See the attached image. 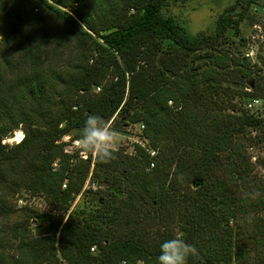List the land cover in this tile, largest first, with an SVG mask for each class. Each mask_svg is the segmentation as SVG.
Instances as JSON below:
<instances>
[{"label":"trees","instance_id":"obj_1","mask_svg":"<svg viewBox=\"0 0 264 264\" xmlns=\"http://www.w3.org/2000/svg\"><path fill=\"white\" fill-rule=\"evenodd\" d=\"M179 1L0 0V222L14 211L6 188L53 208L29 217L42 237L15 225L16 255L0 264H157L174 237L196 247L188 264H264V178L249 153L264 115L245 106L264 101V57L242 56L239 29L264 0L198 36L163 13ZM89 114L144 126L155 167L138 145L108 163L65 154ZM19 127L21 142L3 144Z\"/></svg>","mask_w":264,"mask_h":264},{"label":"rangeland","instance_id":"obj_2","mask_svg":"<svg viewBox=\"0 0 264 264\" xmlns=\"http://www.w3.org/2000/svg\"><path fill=\"white\" fill-rule=\"evenodd\" d=\"M246 1L247 0H182L176 3H170L169 6L163 10V13L174 18L176 22L190 36H198L200 34L209 35L213 33L217 19L221 14L224 13V11L231 9L232 7L235 8V12L231 15H233V18H237L238 15L242 13L241 10L242 7L244 8ZM260 7L251 9L245 14V19L240 23V32L246 39L243 49L247 45L248 41H250V37L252 35L264 36V7ZM255 15L261 17V19H258L255 25L250 26L248 22L253 16L256 17ZM254 26L260 27V31L255 30ZM254 63H257V65L260 66L258 56L254 61H251V64ZM262 102L263 106L259 109L261 114L264 115V101ZM138 129L139 126L134 125L126 129L125 133L115 130L118 137V151H123L124 153L128 154L134 153L132 144L134 140H137L136 137L138 134ZM19 132L23 133L21 127H19V129L14 132L12 138L5 139L2 143H7L9 145L20 143L17 142L15 138V133ZM62 142L64 141L62 140ZM119 148L122 149L119 150ZM71 151L73 152V149H71ZM253 151L256 155H259L260 158H264V144L257 145L253 148ZM76 154L77 153L73 152L72 155L74 156ZM76 162L78 163L80 160L76 159ZM88 188L89 186L87 181L83 187V192ZM91 189L95 190L96 186L93 185ZM3 192L6 195L5 204L14 210L12 215L0 222V254L3 255L2 258L8 262L16 255V242L12 232L15 225L28 227L32 237H42L48 233L47 225L41 224L38 226V224H34L32 221L28 222L29 217L31 216L32 212H36L39 215L48 214L53 211V208L47 201L44 200L42 196L32 195L24 189H19L14 196H12L10 189L6 188ZM80 201L81 196L76 197V199L70 203V210L76 208L80 204Z\"/></svg>","mask_w":264,"mask_h":264},{"label":"clouds","instance_id":"obj_3","mask_svg":"<svg viewBox=\"0 0 264 264\" xmlns=\"http://www.w3.org/2000/svg\"><path fill=\"white\" fill-rule=\"evenodd\" d=\"M117 142L111 123L102 116L89 114L76 138V150L97 162L108 163L116 158ZM159 248L157 264H188L189 257L198 254L196 247L181 237L166 239Z\"/></svg>","mask_w":264,"mask_h":264},{"label":"built area","instance_id":"obj_4","mask_svg":"<svg viewBox=\"0 0 264 264\" xmlns=\"http://www.w3.org/2000/svg\"><path fill=\"white\" fill-rule=\"evenodd\" d=\"M254 29L260 31V27H258V26H254ZM250 38H251L250 41H248L247 45L245 46V48L242 51V56L249 61H254L257 58L258 54H260L261 56L264 57V46H263L264 36L263 35H256V36L252 35ZM259 50H260V53H259ZM97 91H99V89H97ZM247 91L249 92L250 90L247 89ZM245 106H246V109L250 110V111L260 110L259 108H261L263 106V102L260 99H250L246 102ZM143 130H144V126H141L138 129V134L136 137L137 140L133 141L132 149L134 148L135 145H138V146H140L146 150L147 155H148V160H149L148 169L150 170V169H153L155 167L158 152H157V150L150 148L148 146L149 145L148 139L143 135ZM252 136L255 137L256 132L252 133ZM63 141L65 143H67L65 148H64L65 154L72 156V154L74 152V153L78 154L79 159L84 160V161L87 160L88 156H85L76 150V140L69 141V137H65V138H63ZM71 149H73V152L71 151ZM121 149L119 148V150H121ZM249 153H250L251 163L253 165H255V167L259 171L260 175L264 178V165L261 164L259 155H256L254 153L253 148L249 149ZM55 167H56V165H54V168ZM62 187H63V189L66 188L65 185H63Z\"/></svg>","mask_w":264,"mask_h":264},{"label":"water","instance_id":"obj_5","mask_svg":"<svg viewBox=\"0 0 264 264\" xmlns=\"http://www.w3.org/2000/svg\"><path fill=\"white\" fill-rule=\"evenodd\" d=\"M15 138L17 140V142H21V140L24 138V134L23 133H15Z\"/></svg>","mask_w":264,"mask_h":264}]
</instances>
